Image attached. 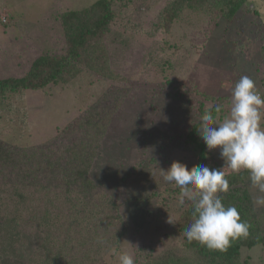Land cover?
Returning a JSON list of instances; mask_svg holds the SVG:
<instances>
[{
  "label": "trees",
  "instance_id": "obj_1",
  "mask_svg": "<svg viewBox=\"0 0 264 264\" xmlns=\"http://www.w3.org/2000/svg\"><path fill=\"white\" fill-rule=\"evenodd\" d=\"M249 1L169 0L158 22L167 29L186 9L231 21ZM116 2L96 0L81 10L61 13L64 53H43L24 75L0 78V110L7 107L11 95L69 84L84 70L112 83L83 114L56 127V134L47 141L21 146L0 140V264H110L108 258L120 249L131 231L139 234L151 221L162 222L174 207L179 214L173 225L182 235L192 222V207L188 202L178 204L180 188L164 182L159 168L167 170L173 162L169 156L176 151L184 156L176 161L189 169L223 165L216 163L213 151L197 134L205 110H213L217 120L222 121L224 106L221 113L214 112L215 105L226 104L222 97L208 108L185 101L186 116L181 120L192 122L188 131L159 135L162 140L158 143L154 134L148 135V141L143 136L142 144L136 143L143 146L146 158L134 161L131 155L125 156L139 132L138 121L130 128L133 137L125 136L120 144L109 138L112 123L128 96L114 84L124 79L113 71L109 55L113 45L111 23L119 15L114 10ZM260 87L264 97V81ZM164 96L166 99L157 103L164 110L171 109L168 101L181 99L176 94ZM205 98L210 99L207 95ZM152 124L146 127L145 135ZM151 142L154 148L148 152ZM157 146L165 153L155 156ZM106 150L119 151V155H111L110 160ZM152 168L158 170L152 173ZM224 171L229 189L222 194L223 203L234 205L241 219L251 225L248 237L233 241L221 252L195 241L189 243L182 235L179 246L157 256L139 250L135 264H241L247 260L242 259L243 248L264 246L263 217L253 206L248 173Z\"/></svg>",
  "mask_w": 264,
  "mask_h": 264
},
{
  "label": "rangeland",
  "instance_id": "obj_2",
  "mask_svg": "<svg viewBox=\"0 0 264 264\" xmlns=\"http://www.w3.org/2000/svg\"><path fill=\"white\" fill-rule=\"evenodd\" d=\"M95 1L0 0V78L24 75L31 62L43 53L63 54L65 40L61 13L81 10ZM168 1L117 0L114 4L119 15L111 23L113 45L109 55L113 71L124 79L114 84L120 85L128 96L108 135L115 139V144H120L125 136L133 137L131 130L138 121L140 127L136 128L139 132L133 138L134 144L130 143L131 151L125 153L134 161L138 157H148L142 152L143 146L136 143L142 144L143 136L148 141V135L154 134L155 143H158L162 140L159 135L188 131L192 122L181 120L186 116L185 101L190 105L202 103L208 108L222 97L226 99L223 106L227 115L231 87L241 76L250 77L263 95L260 87L264 81L263 2L249 1L231 21L214 16L213 19L204 11L186 9L165 29L158 21ZM111 84L84 70L69 84L27 90L20 96L11 95L7 107L0 110V140L21 146L47 141L56 134V127L83 114ZM169 93L181 99L168 101L171 109L164 110L157 103L166 99L164 94ZM151 121V129L145 135ZM261 126L264 127V121ZM154 144L147 145L148 152L153 151ZM117 149L121 150V147ZM156 149L155 156L165 153L158 146ZM212 151L216 163L223 164L219 150ZM117 152L110 150L108 159L112 160L111 155ZM169 159L183 160L184 156L176 151ZM128 162L132 163L131 160ZM155 170L158 169L152 168V173ZM225 170L230 172L227 168ZM248 187L255 211L264 222V207L254 204L259 193L249 181ZM175 208L162 222L151 221L141 233L131 231L122 240L120 249L112 252L108 262L119 264L121 252H128L135 259L139 250L143 251L141 254L151 252L157 256L179 246L183 237L173 225L179 214ZM245 258L246 262L241 264H264V246L243 248L242 259Z\"/></svg>",
  "mask_w": 264,
  "mask_h": 264
},
{
  "label": "clouds",
  "instance_id": "obj_3",
  "mask_svg": "<svg viewBox=\"0 0 264 264\" xmlns=\"http://www.w3.org/2000/svg\"><path fill=\"white\" fill-rule=\"evenodd\" d=\"M223 105L214 106V112H222ZM264 97L248 76H241L231 87L230 106L222 121L217 120L213 110H205L200 117L197 134L211 151L219 149L223 165L209 168L196 165L188 168L173 161L167 170L159 172L164 182L180 188L179 205L188 202L192 207V222L182 235L210 250L224 252L231 243L247 238L251 225L241 219L234 205L223 203L229 182L224 169L232 173L246 171L251 187L259 195L254 199L257 207H264ZM119 264H135L133 255L121 252Z\"/></svg>",
  "mask_w": 264,
  "mask_h": 264
}]
</instances>
